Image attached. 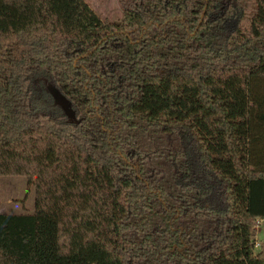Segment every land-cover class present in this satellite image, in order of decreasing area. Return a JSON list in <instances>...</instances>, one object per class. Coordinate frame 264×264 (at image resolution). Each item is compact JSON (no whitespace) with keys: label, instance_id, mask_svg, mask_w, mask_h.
Returning <instances> with one entry per match:
<instances>
[{"label":"trees","instance_id":"16d2710c","mask_svg":"<svg viewBox=\"0 0 264 264\" xmlns=\"http://www.w3.org/2000/svg\"><path fill=\"white\" fill-rule=\"evenodd\" d=\"M0 0V264H264V0Z\"/></svg>","mask_w":264,"mask_h":264},{"label":"rangeland","instance_id":"374dc122","mask_svg":"<svg viewBox=\"0 0 264 264\" xmlns=\"http://www.w3.org/2000/svg\"><path fill=\"white\" fill-rule=\"evenodd\" d=\"M102 17L120 20L124 13L123 0H86ZM35 211V187L29 188L23 175L0 176V213H33ZM256 251L264 244V217L259 218Z\"/></svg>","mask_w":264,"mask_h":264},{"label":"built area","instance_id":"2783aa9c","mask_svg":"<svg viewBox=\"0 0 264 264\" xmlns=\"http://www.w3.org/2000/svg\"><path fill=\"white\" fill-rule=\"evenodd\" d=\"M260 222V220L258 219V223ZM257 228H258V226H257ZM259 244H258V242H257V246H258Z\"/></svg>","mask_w":264,"mask_h":264}]
</instances>
